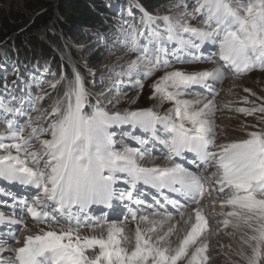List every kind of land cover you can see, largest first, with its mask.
<instances>
[{
    "label": "snow or ice",
    "instance_id": "obj_1",
    "mask_svg": "<svg viewBox=\"0 0 264 264\" xmlns=\"http://www.w3.org/2000/svg\"><path fill=\"white\" fill-rule=\"evenodd\" d=\"M140 12L90 37L119 55L99 71L45 63L25 79L14 55L0 58V264H209L206 207L224 229L244 230V264H264V116L231 142H217L216 123L217 111L264 114L255 101L216 103L226 77L264 72V0H173L163 15ZM189 63L213 67L176 68ZM148 81L158 104L133 109ZM116 206L127 214L110 221L103 210Z\"/></svg>",
    "mask_w": 264,
    "mask_h": 264
},
{
    "label": "trees",
    "instance_id": "obj_2",
    "mask_svg": "<svg viewBox=\"0 0 264 264\" xmlns=\"http://www.w3.org/2000/svg\"><path fill=\"white\" fill-rule=\"evenodd\" d=\"M115 1L131 7L132 11L134 8L138 11L143 8L153 15L165 14L173 2V0ZM27 12L30 15L10 10L9 13L2 14L0 19V58L8 54L14 55L15 60H10L9 64H18L24 78L31 68L37 67L38 64L44 66L45 63L50 64L54 70L63 65L64 71L71 74L73 67L84 65L79 62L76 49L71 47L73 41L81 38L92 42L90 37L96 33L111 34L113 29L117 28L116 22L112 19L114 14L101 0H52L28 6ZM61 52L71 53L75 61H72V64L68 63L63 55H58ZM101 53L109 57L108 54ZM83 56L84 53L81 57ZM91 61L98 65L103 59L92 58ZM84 74L87 76L86 72ZM2 77L0 71V78ZM13 79H16V76L9 72V82ZM88 86L92 91L97 90L92 82H89ZM135 104L142 108L154 107L143 97Z\"/></svg>",
    "mask_w": 264,
    "mask_h": 264
},
{
    "label": "rangeland",
    "instance_id": "obj_3",
    "mask_svg": "<svg viewBox=\"0 0 264 264\" xmlns=\"http://www.w3.org/2000/svg\"><path fill=\"white\" fill-rule=\"evenodd\" d=\"M46 1H52V0H0V19L3 16L2 14H7L10 12V10H15L30 15V13L27 12L28 6L37 5L40 2H46ZM109 1L110 3H113L112 7L116 12L117 21L120 18L119 14L123 13L127 15V11L129 9L123 7L122 4L116 3L115 0H109ZM193 23L195 24V21H193ZM73 43L74 44H71V47L76 49L77 53L79 54L78 57L79 62L83 64L87 62L92 69L97 71L102 70L104 67L108 65H111L113 61L119 58L118 54L109 55V57H106L104 54L100 52V50H98L99 48L96 49L94 47V43H95L94 41L87 42L84 39L76 38V40H74ZM83 53L84 56L81 57ZM58 55H63L64 59L68 60V63L72 64V61H75L71 53L61 52ZM92 58H102L103 62H100L98 65H95L91 61ZM200 67L202 71V70L211 69L213 65L200 63ZM176 68L180 70H184L186 72H191L189 68L184 69L182 68V66H176ZM92 83L97 89L102 87L98 82H92ZM150 83L151 81L145 83V88L143 92L140 93L137 100L143 97L148 103H151L152 105L155 106L156 104H158V101L149 99V95L151 92L149 86ZM219 88H220V92L216 96V103L218 107L226 106L227 109H236V108H241L244 105L252 104V101H255L256 104H264V72L253 73L251 75H247L237 79L226 77L224 81L219 85ZM245 88H247L249 91L246 92L244 90ZM228 90L232 91L233 94L230 95L228 93ZM93 91L96 90L93 89ZM251 93H255V95H252ZM129 95L135 96L136 94L134 92H131L129 93ZM257 97H259L260 99H257ZM188 98L191 99L192 97H188ZM245 98H247V100L249 101L248 104H245L243 102ZM128 106L129 104L127 101H125L123 104L120 105V107H124V108ZM131 107L133 109L142 108V106H140L139 104H135V105L132 104ZM168 107L170 106L168 104H165L163 108L160 109V111L163 113L168 109ZM261 116H264V114L255 113L252 116H242L241 114H238V112L233 110L217 111L216 123L220 131V135L217 138V142L218 143L231 142L234 140H238L245 136L246 131L252 130L251 127L252 125H256L255 129L253 130L258 131L261 127L259 121V117ZM244 125H247L248 128L244 129L242 127ZM209 199H215V198L211 197ZM218 210L219 209L215 208V211L217 213H219ZM205 212L209 213V211L207 210H205ZM216 217L218 219H216ZM216 217L213 218L214 221L213 220L212 221L220 226V223L218 222H221L223 220V217L218 215ZM178 218L179 217H176V219ZM209 224H210V234L208 235V243L211 244L213 240L214 241L218 240L217 238H219L222 241L221 242L222 244L215 243L212 245L213 247H209L208 255L211 257V259L209 260V264H244V262L240 259L239 255L237 254L240 251L239 246L242 247L240 241L238 240V238H242L241 235L239 234L240 230L232 229L234 231V234L230 235V231H228L227 229L221 231H218L217 228L213 229L215 225L211 223V218H209ZM128 227L129 226H127V228ZM233 238H235L238 243L234 242ZM180 263L183 264V262Z\"/></svg>",
    "mask_w": 264,
    "mask_h": 264
},
{
    "label": "bare ground",
    "instance_id": "obj_4",
    "mask_svg": "<svg viewBox=\"0 0 264 264\" xmlns=\"http://www.w3.org/2000/svg\"><path fill=\"white\" fill-rule=\"evenodd\" d=\"M117 3V2H116ZM118 4H122V3H118ZM123 5V4H122ZM123 7H126V6H124L123 5ZM24 57V56H23ZM29 60V59H28ZM234 79V78H233ZM234 86V85H233ZM228 93L230 94V95H232L233 94V92L232 91H229L228 90ZM229 124V123H228ZM227 124V125H228ZM163 163H165V161L163 160V158L162 157H159V158H157V160H156V164L157 165H160V164H163ZM186 166H188V167H191L190 165H186ZM211 197H214L215 198V193L213 194V196H211ZM211 197H208V196H206L205 197V199H204V201H203V203L205 204V205H210L211 203H212V201L214 200V199H209V198H211ZM210 200H212V201H210ZM206 202V203H205ZM215 203H216V205H217V209H219L218 211L220 212V208H219V203H220V201L219 200H216L215 201ZM195 206L193 205V206H191L190 208H188V209H186L185 211L186 212H189V211H191L192 210V208H194ZM205 210H207V211H209V213H207V212H205V214H206V216H208L209 218H211V223H213L215 226H214V228L213 229H218V231H221V230H226V229H224L223 228V225H222V223H220V222H218V223H220V226L219 225H217V224H215L213 221V218H212V210L210 209V208H207L206 207V209ZM105 213H107V216H106V218L108 219V220H110V221H120V220H122L123 219V217L120 215V213H123V207L122 206H116L115 207V209L114 210H110V209H104L103 210ZM111 211V212H110ZM216 212V211H215ZM217 213V212H216ZM9 213L7 212V211H5V215L7 216ZM100 214H101V210L99 209V208H97L96 209V212H95V215L97 216V217H99L100 216ZM125 215L127 214V213H124ZM179 219V218H178ZM216 219H218L217 217H216ZM224 219V218H223ZM29 221L31 220V219H28ZM213 220V221H212ZM130 222H128L127 223V225H126V227L127 226H129L128 228H129V232H130V234H131V232L132 231H134V229H135V223L134 222H132L131 220H129ZM175 222V221H174ZM21 226H19L18 228H20ZM213 227V226H212ZM233 228L231 227V226H229L228 228H227V230L228 231H230V235H233L234 234V231L232 230ZM218 231H216V232H218ZM228 231H226V232H228ZM243 231L244 230H240V232H239V234L241 235V237L243 236ZM25 232L23 231V230H21L19 233H18V236H19V239H20V241H21V243L23 242V239H24V236H25ZM180 233H177L176 235H179ZM176 235H174L173 237H172V239H173V241H175V239H176ZM236 238V237H235ZM235 238H233L234 239V242H237V238L235 239ZM218 240H216V241H212L211 242V244H209V247H213L212 245L213 244H215V243H219V244H222L221 242V240L219 239V238H217ZM241 239L242 238H238V240L239 241H241ZM208 242V241H207ZM238 243V242H237ZM237 245V244H236ZM13 246L15 247V246H18V245H15V244H13ZM215 247V246H214ZM239 248H240V250H241V248L242 247H240L239 246ZM4 255V257L6 258V253L5 254H3ZM180 264H182V263H180Z\"/></svg>",
    "mask_w": 264,
    "mask_h": 264
}]
</instances>
